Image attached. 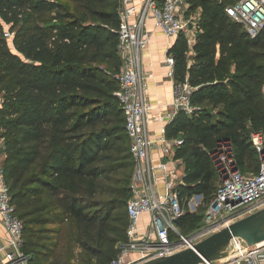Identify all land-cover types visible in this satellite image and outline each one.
Listing matches in <instances>:
<instances>
[{
  "label": "trees",
  "instance_id": "16d2710c",
  "mask_svg": "<svg viewBox=\"0 0 264 264\" xmlns=\"http://www.w3.org/2000/svg\"><path fill=\"white\" fill-rule=\"evenodd\" d=\"M187 1L190 10L193 5L201 9L200 29L193 44L180 33L168 54L175 57V80L188 79L193 86L196 107L191 114L180 110L166 134L184 139L175 154L185 164L181 205L202 195L207 208L219 179L215 153L223 144H230L242 171L259 170L251 133L264 134V29L251 37L226 11L232 0ZM4 23L15 31V50ZM119 25L118 2L95 10L89 19L58 0H0L5 175L17 213L27 199L37 202L31 212L18 213L27 218L24 246L35 244L36 230L30 226L45 220L43 196L49 192L71 216L77 241L95 256V264H109L126 239L131 183L118 192L110 185L119 170L133 171L134 165L116 95L122 66ZM203 218L187 210L177 221L188 235Z\"/></svg>",
  "mask_w": 264,
  "mask_h": 264
},
{
  "label": "built area",
  "instance_id": "2783aa9c",
  "mask_svg": "<svg viewBox=\"0 0 264 264\" xmlns=\"http://www.w3.org/2000/svg\"><path fill=\"white\" fill-rule=\"evenodd\" d=\"M118 3V48L122 66L117 75L119 87L116 95L125 113L129 150L134 165L131 195L126 204L129 219L126 239L119 244L118 253L109 264H137L192 246L222 227L264 207V134L260 131L251 133L252 143L259 156V170L255 173L244 172L236 166L230 144H223L215 153L219 179L214 197L206 208V225L200 231L195 229L184 235L178 218L187 210L196 212L205 204L204 197L193 195L182 206L179 187L183 179L177 178L179 174L176 170L168 169L166 161L162 160L158 164L153 162L151 151L156 139L151 135L149 124L155 118V107L147 93L151 73H143L142 52L152 35L148 28L149 21L165 36L173 38L184 33L189 43L193 44L200 29L199 18L190 13L187 0H143L140 4L134 0H118ZM226 11L253 38L264 29V0H232L226 5ZM4 26L5 37L14 44L15 31L10 30L8 23H4ZM165 62L169 67L168 75L174 77V55L168 54ZM192 90L193 86L188 79L175 80L170 109L161 118L170 122L180 110L191 114L196 107L191 102ZM160 139L166 153L184 143L182 137L169 138L166 125L162 126ZM3 144L4 140L0 137V219L6 229L5 239L0 244V264H27L24 249L25 221L17 213L6 179L2 159ZM220 161L223 164H219ZM215 201L216 206L213 205ZM145 215L147 218L142 221ZM173 235L178 238L175 239ZM200 264H264V240L252 245H238L229 255L205 260Z\"/></svg>",
  "mask_w": 264,
  "mask_h": 264
},
{
  "label": "rangeland",
  "instance_id": "374dc122",
  "mask_svg": "<svg viewBox=\"0 0 264 264\" xmlns=\"http://www.w3.org/2000/svg\"><path fill=\"white\" fill-rule=\"evenodd\" d=\"M58 2L65 8L71 9L76 13L83 14L89 19H94V11L99 9H107L111 4L118 2V0H58ZM190 10L197 18H199L200 8L195 5ZM10 46L15 50L14 44L9 41ZM189 61L192 62L190 53ZM4 107V90L0 88V108ZM48 151L37 162L34 169H37L46 158ZM6 155L2 152V159L4 162ZM219 164H223L222 161ZM245 172L255 173L256 166L246 169ZM132 168L121 169L116 173L111 181L110 185H113L116 192L123 187H127L128 183H131ZM32 199V200H31ZM45 201L44 215L45 220L43 222L32 224L30 227L36 230L35 232V244L32 246H24L27 254V264H95V256L88 250L84 249L77 241L76 231L77 228L68 213H65L60 207H58L55 197L51 192L46 193L43 196ZM37 207L35 198L27 199L18 209V213L24 215L25 211H32ZM61 212L63 215L56 220L54 214ZM197 213H203L204 218L202 222L197 226V230L200 231L206 225V206L201 205ZM25 222L27 218H23ZM27 235V231L26 234ZM27 238V236H25ZM175 237V235H173ZM178 237L176 236L175 239Z\"/></svg>",
  "mask_w": 264,
  "mask_h": 264
},
{
  "label": "crops",
  "instance_id": "0c3cea01",
  "mask_svg": "<svg viewBox=\"0 0 264 264\" xmlns=\"http://www.w3.org/2000/svg\"><path fill=\"white\" fill-rule=\"evenodd\" d=\"M141 3L143 0H134ZM201 10V9H200ZM201 12V11H200ZM148 28L151 29L152 35L149 44L142 52V68L143 73H151L148 78V97L154 105L155 118L150 121L149 128L151 135L156 139L155 146L151 151L153 162L158 164L164 160L167 162V167L170 171L176 170L178 179L182 180L185 172V164L181 158H176V150L166 153L164 151V143L161 141L162 126L168 122L162 119L163 113L170 109V104L174 94V77L168 75L169 67L165 60L168 55L169 47L176 41L177 37L169 38L158 28H155L151 21L148 23ZM195 42V41H194ZM161 118V119H158ZM174 138V136H168ZM162 184V183H160ZM147 215L143 216L146 220ZM6 229L0 219V244L4 241Z\"/></svg>",
  "mask_w": 264,
  "mask_h": 264
},
{
  "label": "water",
  "instance_id": "95a60500",
  "mask_svg": "<svg viewBox=\"0 0 264 264\" xmlns=\"http://www.w3.org/2000/svg\"><path fill=\"white\" fill-rule=\"evenodd\" d=\"M217 205V201L213 203ZM264 240V207L245 215L200 240L171 254L143 260L137 264H200L225 257L240 246Z\"/></svg>",
  "mask_w": 264,
  "mask_h": 264
}]
</instances>
